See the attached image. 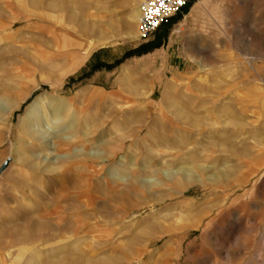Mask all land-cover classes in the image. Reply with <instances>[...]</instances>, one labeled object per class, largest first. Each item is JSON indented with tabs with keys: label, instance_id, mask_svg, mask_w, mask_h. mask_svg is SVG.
Wrapping results in <instances>:
<instances>
[{
	"label": "rangeland",
	"instance_id": "374dc122",
	"mask_svg": "<svg viewBox=\"0 0 264 264\" xmlns=\"http://www.w3.org/2000/svg\"><path fill=\"white\" fill-rule=\"evenodd\" d=\"M145 1L0 0V264H264V0ZM45 93L81 139L18 143Z\"/></svg>",
	"mask_w": 264,
	"mask_h": 264
},
{
	"label": "bare ground",
	"instance_id": "6f19581e",
	"mask_svg": "<svg viewBox=\"0 0 264 264\" xmlns=\"http://www.w3.org/2000/svg\"><path fill=\"white\" fill-rule=\"evenodd\" d=\"M146 4H147V0L141 5V8L136 13L135 18L138 21H139L140 14L143 11ZM123 72H124V76H122L121 81H123L124 78H126L125 79L126 81L127 78L129 79L130 77L129 75L134 74L131 68H128V69L126 68L124 69ZM143 82H146V81H143L142 79L140 84ZM145 85L147 87L148 83L146 82ZM23 98L24 96H21V97L19 96L18 99L22 100ZM73 104L72 102L65 101L63 99L52 98L50 93H45L44 95L40 96L36 101H34L32 104L28 106L24 115H22L20 118V126H19L20 130L18 131L19 132V136H18L19 142L18 143L24 142L26 140L27 141L32 140V141H37V142L41 141L43 144L46 145L47 141H44V140H46L47 138L51 136L55 138L58 142H60L61 140L65 138L68 140V142H73L75 139L77 140L81 139L83 135H85V131L83 134V131H82L83 129L81 126H79L80 123H79V119L76 116V114L65 115L66 117L63 119V113L71 110V108H73L72 107ZM18 105L19 104L16 105L15 101H10L4 98L0 99V118L7 117V120H9L11 114L18 107ZM179 111L176 112L178 113V116L182 115L181 114L182 112L179 113ZM35 121L41 122L42 128L44 129L43 132H41L42 130H40V128L38 129L34 127ZM56 123H60L57 128L56 126L54 127ZM27 143H29V141ZM84 143L85 142H83L82 144L83 147H85ZM26 144L25 146H27ZM22 147L24 148V146ZM27 165H28L30 174H32L31 176L37 175L35 174V172L38 171L40 164L37 162H30ZM27 165L25 167H27ZM28 168L26 169L28 170ZM179 170H182V169H179ZM48 227L50 226L48 225Z\"/></svg>",
	"mask_w": 264,
	"mask_h": 264
},
{
	"label": "built area",
	"instance_id": "2783aa9c",
	"mask_svg": "<svg viewBox=\"0 0 264 264\" xmlns=\"http://www.w3.org/2000/svg\"><path fill=\"white\" fill-rule=\"evenodd\" d=\"M192 0H147L140 14L138 32L141 38L154 34L171 17L181 12Z\"/></svg>",
	"mask_w": 264,
	"mask_h": 264
},
{
	"label": "crops",
	"instance_id": "0c3cea01",
	"mask_svg": "<svg viewBox=\"0 0 264 264\" xmlns=\"http://www.w3.org/2000/svg\"><path fill=\"white\" fill-rule=\"evenodd\" d=\"M209 2H211V0H199L193 7V10H191L186 18V21L189 22L191 20V17H195L197 13V11L201 10L202 8H204Z\"/></svg>",
	"mask_w": 264,
	"mask_h": 264
},
{
	"label": "water",
	"instance_id": "95a60500",
	"mask_svg": "<svg viewBox=\"0 0 264 264\" xmlns=\"http://www.w3.org/2000/svg\"><path fill=\"white\" fill-rule=\"evenodd\" d=\"M9 160H7L6 161V163H4L3 165H2V167H1V170L0 171H3L7 166H8V164H9Z\"/></svg>",
	"mask_w": 264,
	"mask_h": 264
},
{
	"label": "trees",
	"instance_id": "16d2710c",
	"mask_svg": "<svg viewBox=\"0 0 264 264\" xmlns=\"http://www.w3.org/2000/svg\"><path fill=\"white\" fill-rule=\"evenodd\" d=\"M187 7H188V5L185 8H187Z\"/></svg>",
	"mask_w": 264,
	"mask_h": 264
},
{
	"label": "snow or ice",
	"instance_id": "6c2138e0",
	"mask_svg": "<svg viewBox=\"0 0 264 264\" xmlns=\"http://www.w3.org/2000/svg\"><path fill=\"white\" fill-rule=\"evenodd\" d=\"M5 163H6V161H5Z\"/></svg>",
	"mask_w": 264,
	"mask_h": 264
}]
</instances>
